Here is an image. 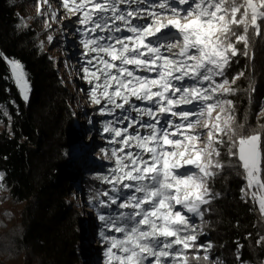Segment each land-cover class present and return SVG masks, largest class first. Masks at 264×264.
<instances>
[{
  "label": "snow or ice",
  "instance_id": "snow-or-ice-1",
  "mask_svg": "<svg viewBox=\"0 0 264 264\" xmlns=\"http://www.w3.org/2000/svg\"><path fill=\"white\" fill-rule=\"evenodd\" d=\"M60 6L78 17L89 102L112 117L103 132L114 145L115 166L100 178L109 187L88 201L102 224L104 264H225L212 257L211 241L200 242L205 215L220 197L216 178L235 171L244 181L240 199L264 218V123L238 120L229 97L244 73L228 76L234 58H254V41L264 39V0H60ZM36 7L57 21L49 0ZM18 27H26L23 20ZM0 61L27 103L24 65L2 52ZM5 180L0 172V190ZM256 243L264 248V235ZM242 248L237 242L235 258L246 264Z\"/></svg>",
  "mask_w": 264,
  "mask_h": 264
},
{
  "label": "trees",
  "instance_id": "trees-1",
  "mask_svg": "<svg viewBox=\"0 0 264 264\" xmlns=\"http://www.w3.org/2000/svg\"><path fill=\"white\" fill-rule=\"evenodd\" d=\"M36 3L0 0V52L24 65L31 84L30 99L25 103L7 78V66L0 61V172L6 177L10 203L0 210L5 218L0 217V264H86L77 246H86L89 228L82 214L67 201L73 180L81 178L72 170L76 162L73 149L82 140L72 113L71 92L75 88L64 82L55 59L43 48L44 18L38 16ZM22 20L26 27H18ZM79 27L72 24L80 43ZM237 46L243 49L242 44ZM253 51L252 59L243 55L234 58L229 79L240 72L244 76L234 85L238 93L229 98L235 102L238 120L258 127L264 123V39L254 41ZM109 119L112 117L102 115L104 124ZM223 152L227 162L226 148ZM84 166V196L96 214L89 198L109 187L100 178L111 172L96 162ZM243 183L230 168L216 178L212 187L220 197L206 213L205 235L200 236L201 243L211 241L214 245L212 257L225 264H239L235 258L237 242L243 245L239 252L246 264L264 261V248L256 243L264 235V218L255 205L240 199ZM101 228L99 222L98 234ZM84 254L92 264L90 250Z\"/></svg>",
  "mask_w": 264,
  "mask_h": 264
},
{
  "label": "rangeland",
  "instance_id": "rangeland-1",
  "mask_svg": "<svg viewBox=\"0 0 264 264\" xmlns=\"http://www.w3.org/2000/svg\"><path fill=\"white\" fill-rule=\"evenodd\" d=\"M49 3H51L52 8L57 11L58 15L57 21H52L50 16L38 15L39 17L44 18L43 28L46 31V36L42 40L43 48L50 54L52 59H55V63H57V66L59 67V72L64 82L71 88H79L81 93L77 95L76 92H71L74 102L72 113L76 119L74 127L82 139L73 149L72 157L75 158L76 162L75 164H72V170H75L81 178H75L73 180L67 201L74 210H77L82 214L86 221L85 224L89 228V239L86 246H82V243H79L77 246V253L81 256L84 263L89 264L90 260L87 259L84 254L85 250L88 249L92 253L93 264H104V251L106 246L102 243L98 234L100 221L98 220L97 213L95 214L92 212V208L88 206L87 201L85 200L83 173L85 172L84 164L86 163L89 165L93 162L105 166L106 170L111 172L114 158H111L110 150L114 145H110L107 142L109 137L108 134L103 132L104 123L102 122V115H100L99 108L89 102L87 93L84 97V92H88L90 85H87L86 82H82L83 84H81L73 80V75H75L77 71L75 70V66L79 65L83 67L84 62V49L77 41L75 32L72 29V24H76L77 16L66 15L65 10L60 6V0H49ZM41 10L48 13L47 4L41 3ZM45 19H48V23L51 25L50 29H46ZM48 35H52L54 38L51 43L47 40ZM173 51H176V49H173ZM79 72L80 75L83 73L80 70ZM187 83H191V81H188ZM178 110L179 109H177V111ZM101 144H103V146ZM106 147H108L107 151L104 150ZM7 197L5 190H0V210L10 205ZM2 199H4L5 202H3ZM89 208L91 210H89ZM0 217L5 220L4 215L1 214Z\"/></svg>",
  "mask_w": 264,
  "mask_h": 264
},
{
  "label": "clouds",
  "instance_id": "clouds-1",
  "mask_svg": "<svg viewBox=\"0 0 264 264\" xmlns=\"http://www.w3.org/2000/svg\"><path fill=\"white\" fill-rule=\"evenodd\" d=\"M80 67H81V68L78 69V72H79V70L82 71V66H80ZM82 76H83V73H82L81 75H80V72L77 74V77H78V78H81ZM78 78L76 79V80H77L76 82H77V83H80ZM73 80H74V79H73ZM82 82H85V80L82 79ZM76 89H77V88H75L73 91H76Z\"/></svg>",
  "mask_w": 264,
  "mask_h": 264
},
{
  "label": "bare ground",
  "instance_id": "bare-ground-1",
  "mask_svg": "<svg viewBox=\"0 0 264 264\" xmlns=\"http://www.w3.org/2000/svg\"><path fill=\"white\" fill-rule=\"evenodd\" d=\"M76 91H74V93H75Z\"/></svg>",
  "mask_w": 264,
  "mask_h": 264
}]
</instances>
